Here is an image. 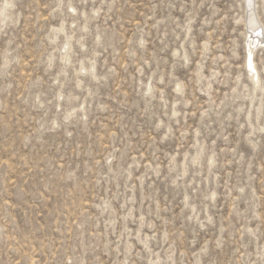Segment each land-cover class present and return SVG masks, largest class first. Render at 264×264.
Listing matches in <instances>:
<instances>
[{"label": "rangeland", "instance_id": "374dc122", "mask_svg": "<svg viewBox=\"0 0 264 264\" xmlns=\"http://www.w3.org/2000/svg\"><path fill=\"white\" fill-rule=\"evenodd\" d=\"M246 12L0 0V264H264Z\"/></svg>", "mask_w": 264, "mask_h": 264}, {"label": "bare ground", "instance_id": "6f19581e", "mask_svg": "<svg viewBox=\"0 0 264 264\" xmlns=\"http://www.w3.org/2000/svg\"><path fill=\"white\" fill-rule=\"evenodd\" d=\"M12 2L8 1L7 4H11ZM246 3V24L249 36L248 41V54H247V67L249 69V72L251 73V79L254 81L255 85H260L261 83V77L259 74V69L256 65V59H255V51L262 43L264 42V29L259 23L258 19H256V14L253 15V1L252 0H245ZM260 7V5H259ZM257 8V7H256ZM259 9V8H258ZM5 8H3L2 12H4ZM255 12V10H254ZM260 12V11H259ZM260 15V14H259ZM262 18V17H261ZM260 18V19H261ZM258 21V23H257ZM261 22V21H260ZM245 23V21H244ZM258 24L262 27V32L259 33L258 31ZM62 30V29H59ZM247 36V37H248Z\"/></svg>", "mask_w": 264, "mask_h": 264}, {"label": "water", "instance_id": "95a60500", "mask_svg": "<svg viewBox=\"0 0 264 264\" xmlns=\"http://www.w3.org/2000/svg\"><path fill=\"white\" fill-rule=\"evenodd\" d=\"M253 1V15L255 14V12H254V10H255V6H254V0H252ZM256 19H257V17H256ZM257 23H258V21H257ZM258 29H259V24H258Z\"/></svg>", "mask_w": 264, "mask_h": 264}]
</instances>
